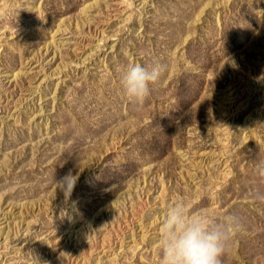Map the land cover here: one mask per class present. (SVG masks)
<instances>
[{"label":"rangeland","instance_id":"374dc122","mask_svg":"<svg viewBox=\"0 0 264 264\" xmlns=\"http://www.w3.org/2000/svg\"><path fill=\"white\" fill-rule=\"evenodd\" d=\"M176 204L264 264V0H0V264H159Z\"/></svg>","mask_w":264,"mask_h":264},{"label":"clouds","instance_id":"9594fccd","mask_svg":"<svg viewBox=\"0 0 264 264\" xmlns=\"http://www.w3.org/2000/svg\"><path fill=\"white\" fill-rule=\"evenodd\" d=\"M167 66L155 63L151 68L139 62L131 63L122 78L124 94L142 103L151 94L150 86L158 82ZM79 177L71 171L56 184L70 195ZM210 220L199 214H186L182 205L170 206L161 227L158 240L161 257L159 264H222L226 251L225 240L217 230L210 228Z\"/></svg>","mask_w":264,"mask_h":264},{"label":"trees","instance_id":"16d2710c","mask_svg":"<svg viewBox=\"0 0 264 264\" xmlns=\"http://www.w3.org/2000/svg\"><path fill=\"white\" fill-rule=\"evenodd\" d=\"M152 127H156L155 124H154V126H152ZM168 130H169V129H168ZM162 132H166V131H162Z\"/></svg>","mask_w":264,"mask_h":264}]
</instances>
